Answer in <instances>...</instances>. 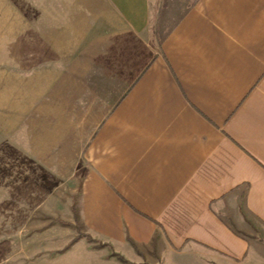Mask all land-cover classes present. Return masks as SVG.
I'll use <instances>...</instances> for the list:
<instances>
[{"label": "crops", "instance_id": "obj_1", "mask_svg": "<svg viewBox=\"0 0 264 264\" xmlns=\"http://www.w3.org/2000/svg\"><path fill=\"white\" fill-rule=\"evenodd\" d=\"M39 1L22 146L74 166L82 235L53 261L264 264V0Z\"/></svg>", "mask_w": 264, "mask_h": 264}, {"label": "rangeland", "instance_id": "obj_2", "mask_svg": "<svg viewBox=\"0 0 264 264\" xmlns=\"http://www.w3.org/2000/svg\"><path fill=\"white\" fill-rule=\"evenodd\" d=\"M42 4L0 0V264H70V257L53 260L82 236L60 219L72 198L74 166L58 169L59 163L29 158L22 146L23 121L48 86L38 73Z\"/></svg>", "mask_w": 264, "mask_h": 264}, {"label": "trees", "instance_id": "obj_3", "mask_svg": "<svg viewBox=\"0 0 264 264\" xmlns=\"http://www.w3.org/2000/svg\"><path fill=\"white\" fill-rule=\"evenodd\" d=\"M86 239H87L89 242H93L92 239H91L90 237H88V236H86ZM74 242H75V241H73L72 243H70L69 245H67L66 248L64 249V251L68 250V249L70 248V246H72V244H73ZM101 247H103L101 244H98V245L96 246V248H101ZM64 251H63V252H64ZM120 260H122V259L120 258Z\"/></svg>", "mask_w": 264, "mask_h": 264}]
</instances>
